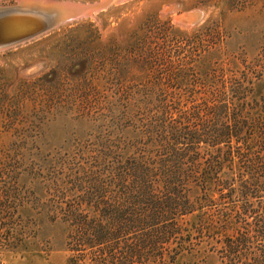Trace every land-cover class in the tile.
<instances>
[{
    "label": "trees",
    "instance_id": "obj_1",
    "mask_svg": "<svg viewBox=\"0 0 264 264\" xmlns=\"http://www.w3.org/2000/svg\"><path fill=\"white\" fill-rule=\"evenodd\" d=\"M214 35L159 36L144 82L110 68L69 107L95 125L71 148L17 134L32 145L0 162V258L48 219L68 264H264V49L229 53Z\"/></svg>",
    "mask_w": 264,
    "mask_h": 264
},
{
    "label": "rangeland",
    "instance_id": "obj_2",
    "mask_svg": "<svg viewBox=\"0 0 264 264\" xmlns=\"http://www.w3.org/2000/svg\"><path fill=\"white\" fill-rule=\"evenodd\" d=\"M193 10L201 12L194 23L175 20ZM162 34L186 40L215 34V48L254 55L264 49V0H111L90 16L0 51V162L8 148L32 145L30 139H18L19 133L36 135L43 153L71 148L95 125L69 107L81 102L83 92L94 96L93 87H108L111 80L104 76L110 68H130L128 76L120 73L127 81L139 76V82L147 81L136 73L141 65L151 66L155 57L144 61V55ZM65 239L61 225L43 219L32 249L3 251L1 264H68L72 253ZM219 263L217 253H209L207 264Z\"/></svg>",
    "mask_w": 264,
    "mask_h": 264
},
{
    "label": "water",
    "instance_id": "obj_3",
    "mask_svg": "<svg viewBox=\"0 0 264 264\" xmlns=\"http://www.w3.org/2000/svg\"><path fill=\"white\" fill-rule=\"evenodd\" d=\"M110 1L19 0L16 4H0V51L29 41L64 23L90 16ZM200 14L198 10L186 11L178 14L175 20L189 25Z\"/></svg>",
    "mask_w": 264,
    "mask_h": 264
}]
</instances>
